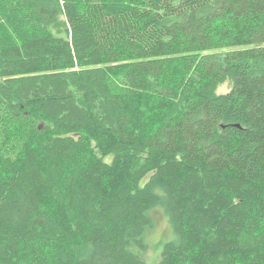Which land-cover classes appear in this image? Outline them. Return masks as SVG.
Instances as JSON below:
<instances>
[{
  "label": "trees",
  "instance_id": "16d2710c",
  "mask_svg": "<svg viewBox=\"0 0 264 264\" xmlns=\"http://www.w3.org/2000/svg\"><path fill=\"white\" fill-rule=\"evenodd\" d=\"M157 207L264 264V0H0V264H151Z\"/></svg>",
  "mask_w": 264,
  "mask_h": 264
},
{
  "label": "rangeland",
  "instance_id": "374dc122",
  "mask_svg": "<svg viewBox=\"0 0 264 264\" xmlns=\"http://www.w3.org/2000/svg\"><path fill=\"white\" fill-rule=\"evenodd\" d=\"M232 80L227 77L214 90L215 94L228 92L231 88ZM111 156L107 157L110 160ZM154 221V226L150 228L146 234L147 250L142 253V256L151 264H157L161 259V254L165 242L175 238L172 227L168 218L159 207L151 212Z\"/></svg>",
  "mask_w": 264,
  "mask_h": 264
}]
</instances>
